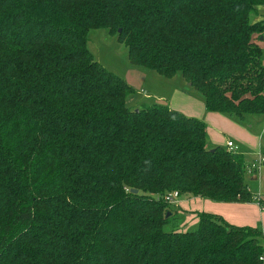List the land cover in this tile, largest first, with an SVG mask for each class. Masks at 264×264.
I'll list each match as a JSON object with an SVG mask.
<instances>
[{
	"label": "trees",
	"instance_id": "1",
	"mask_svg": "<svg viewBox=\"0 0 264 264\" xmlns=\"http://www.w3.org/2000/svg\"><path fill=\"white\" fill-rule=\"evenodd\" d=\"M264 0H0V264H264V233L201 211L165 231L172 191L264 199L238 151L134 88L87 47L106 29L130 62L179 74L205 109L264 114ZM136 190V192L134 191Z\"/></svg>",
	"mask_w": 264,
	"mask_h": 264
},
{
	"label": "rangeland",
	"instance_id": "2",
	"mask_svg": "<svg viewBox=\"0 0 264 264\" xmlns=\"http://www.w3.org/2000/svg\"><path fill=\"white\" fill-rule=\"evenodd\" d=\"M87 47L107 70L124 78L134 88V92L126 98L129 106L137 100L148 104H165L172 101L174 106L187 105L188 110L205 123L208 146H217L214 144L219 143V146L226 147V142L230 140L237 146L236 151L244 153L248 161L264 156V114L247 115L243 119L226 115V120H208L205 118L207 110L197 89L179 81V74L165 77L147 68L133 65L128 59L127 47L118 41L116 35L109 34L106 29H92L88 33ZM140 69H147L152 74L143 80L139 77ZM249 177L247 173L246 182L252 192L259 190L264 196V163L259 168V179L250 180ZM183 220L184 215L177 213L171 223L164 226V230L186 231L196 226L182 225Z\"/></svg>",
	"mask_w": 264,
	"mask_h": 264
},
{
	"label": "crops",
	"instance_id": "3",
	"mask_svg": "<svg viewBox=\"0 0 264 264\" xmlns=\"http://www.w3.org/2000/svg\"><path fill=\"white\" fill-rule=\"evenodd\" d=\"M254 19L255 20L264 19V6L263 5L257 8V13ZM257 41L262 49L261 55H262V60L264 63V34L259 36L257 38ZM138 73H139V77L143 80H145L149 74H152L151 71L147 69H140V72ZM178 78H179L178 80L181 81L184 85L191 86L183 77L180 76ZM141 92L142 94L144 93L142 89H141ZM141 103H145V101L137 100L136 102H134V104H131V106H137ZM172 103H173L172 101L171 102L169 101L168 103L165 102V104L168 105L169 107L179 110L185 115L198 118L194 112H191L188 110L189 108H187V105L174 106ZM205 118L208 120H220V119L226 120V114H223L220 112L207 111V115L205 116ZM214 145H220V144L215 143ZM242 154L245 155L244 153ZM246 161L249 167L253 163H255L257 159H252L251 161H248L246 159ZM249 176H250L249 177L250 180L259 179V171H257L256 175L249 174ZM254 194L264 199V196L261 191L258 190ZM174 207L177 209V213L184 215V220H183L182 225H185V224L190 225V226L196 225L198 221L197 213L201 211H205V212H211V213L218 214L222 216L227 222L232 223V224L249 225V226L258 227L264 233V208H262L256 201L218 202V201H212L210 199H206L202 197H195L190 194H183V195L178 196V198L174 202ZM262 242L264 246V236L262 238Z\"/></svg>",
	"mask_w": 264,
	"mask_h": 264
},
{
	"label": "built area",
	"instance_id": "4",
	"mask_svg": "<svg viewBox=\"0 0 264 264\" xmlns=\"http://www.w3.org/2000/svg\"><path fill=\"white\" fill-rule=\"evenodd\" d=\"M226 148L228 150L231 151H236L237 150V146L233 144L232 141H227L226 142ZM264 163V156H260L258 157V160L253 163L251 166L248 167L247 172L248 174H255L257 173V171H259V168L261 166V164ZM179 194L176 191H172L170 193H168L167 195H165V198L168 199L170 202H175L176 199L178 198ZM262 208H264V206H262Z\"/></svg>",
	"mask_w": 264,
	"mask_h": 264
},
{
	"label": "water",
	"instance_id": "5",
	"mask_svg": "<svg viewBox=\"0 0 264 264\" xmlns=\"http://www.w3.org/2000/svg\"><path fill=\"white\" fill-rule=\"evenodd\" d=\"M189 84H191V83H189ZM135 192H136V190H134Z\"/></svg>",
	"mask_w": 264,
	"mask_h": 264
}]
</instances>
